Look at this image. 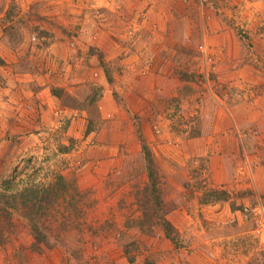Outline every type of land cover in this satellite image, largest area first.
Here are the masks:
<instances>
[{"label": "rangeland", "instance_id": "1", "mask_svg": "<svg viewBox=\"0 0 264 264\" xmlns=\"http://www.w3.org/2000/svg\"><path fill=\"white\" fill-rule=\"evenodd\" d=\"M263 40L264 0H0V264H179L202 230L264 264Z\"/></svg>", "mask_w": 264, "mask_h": 264}, {"label": "crops", "instance_id": "2", "mask_svg": "<svg viewBox=\"0 0 264 264\" xmlns=\"http://www.w3.org/2000/svg\"><path fill=\"white\" fill-rule=\"evenodd\" d=\"M186 13L188 14L187 16L191 15L190 11H186ZM13 31H14V29H13ZM208 32H209V29H208ZM216 32H217V30H216ZM228 32L229 31H226V29H225L222 34H224V33L228 34ZM3 33H5V32H3ZM10 33H11V30L6 32L5 33L6 35L4 34V36H8V35L11 36ZM222 34H216V33H213V31H211L208 36H209V39L211 41L216 40L219 42V45H221L222 42H224L225 40L226 41L228 40V38L226 39L227 36L225 35V37H223ZM254 40L258 41L257 42L258 47H260L261 44H263L262 42L260 43V41H262V39H254ZM8 41H10V39H8ZM1 45H2V43H0V47H1ZM222 46L226 47L227 43H223ZM243 46H244L243 44L237 46V44L232 43V45L230 47H228V49L226 47L224 49V51L227 52V50H228L227 54H229V52L232 49L233 53H235L236 49L244 50ZM220 55H221V51L218 52V56H219L220 60H222V61H223V59L225 60V58H223V56H220ZM228 59H230V58H228ZM13 60L15 61L18 59H13ZM263 67L264 66H262V68ZM219 69L221 70V68H219ZM239 107H241V106H239ZM229 112H230V110H229ZM231 114H232V112H231ZM212 129H214L215 132L226 133V137H228L230 132H234L235 128H234V125L228 121L227 123L215 124L212 127ZM217 147H218V145H217ZM223 147H225V148H223ZM234 147H235V143L233 142V140L226 139L224 146H221L218 148V149H221V154L218 156L221 158L223 157L222 159H224V160H227V159L230 160L231 156H233V152L230 149L234 150ZM236 158H237V156H236ZM217 160H218V158H217ZM4 161H6V160H4ZM1 164H4V162ZM8 174L9 173L6 172V174L4 175V179H8V177L10 176ZM246 181H248V180H246ZM260 181L263 183L262 178L260 179ZM239 188L241 189L242 192H245L250 188V184H246L244 182ZM258 190H259V192H264V184H263V186H261V188H258ZM243 199H244V201L249 200L248 197H245ZM183 207H184V205H183ZM215 209L216 210H213L215 213H220L219 206ZM213 211L210 214V217L218 218ZM228 211H229L228 208L227 209L225 208V210H223V213L226 214ZM181 212H183V211H181ZM230 213L232 214V216H235V215L238 216L237 210L235 211V213H232V211ZM185 216L186 217H182L180 215L181 220H182V218H184L183 221L185 222L184 225H182L180 227L181 232L186 231L187 226L190 225V223H191V221L188 220L189 217L187 216V214H185ZM237 219L240 221L239 217ZM170 220L173 221L172 218ZM195 227H196V229H199L200 223L198 221L195 222ZM231 240H232L231 237L224 238L220 235L216 236V235L209 233V232L206 233L205 230H202L201 232L197 233V236H196V238H194V241H193L195 243L196 255L190 256L188 254L187 250H185L183 248V251H181V253H179L180 254V257H179L180 263L179 264H256V263H258V259H257L258 255L255 256V248L250 249V252H249L248 250L246 251L247 248H243V244L241 245V244H239V242L235 243V242H232ZM164 244H165V247H167V248L170 247L168 242H165ZM165 251H167V250L165 248H163V249H160L158 252H161L164 255L169 254L168 260L172 259L173 256H177L175 251L174 252L167 251V253ZM184 251H185V253H184ZM253 256H255V257L252 258ZM41 260L43 261L44 259H41ZM52 260H54V259H52ZM42 261H41V264H47L45 262L42 263ZM55 264H58V261H56ZM166 264H173V263H171V261H169V262H166Z\"/></svg>", "mask_w": 264, "mask_h": 264}, {"label": "built area", "instance_id": "3", "mask_svg": "<svg viewBox=\"0 0 264 264\" xmlns=\"http://www.w3.org/2000/svg\"><path fill=\"white\" fill-rule=\"evenodd\" d=\"M246 217L254 223L255 233L264 242V202L259 201L255 205L245 207Z\"/></svg>", "mask_w": 264, "mask_h": 264}, {"label": "trees", "instance_id": "4", "mask_svg": "<svg viewBox=\"0 0 264 264\" xmlns=\"http://www.w3.org/2000/svg\"><path fill=\"white\" fill-rule=\"evenodd\" d=\"M149 163H151V161H149ZM148 170L150 172V177H151V181H152L153 178H154V175L152 174V166H151V164L149 165ZM153 182H154V180H153ZM153 185H155V182H154ZM7 191H8L7 187H2V190H1L2 193H0V198L4 197L5 194H6L5 192H7ZM167 225H168V227L170 226L168 223H167ZM169 234H170V231H169Z\"/></svg>", "mask_w": 264, "mask_h": 264}]
</instances>
